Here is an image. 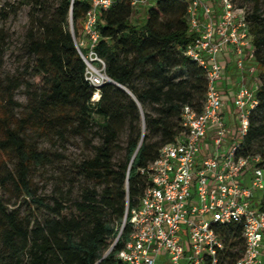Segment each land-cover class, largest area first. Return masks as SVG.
<instances>
[{
    "label": "trees",
    "instance_id": "trees-1",
    "mask_svg": "<svg viewBox=\"0 0 264 264\" xmlns=\"http://www.w3.org/2000/svg\"><path fill=\"white\" fill-rule=\"evenodd\" d=\"M253 2V12L246 15L250 57L263 68L255 91L258 103L249 112L248 130L238 143L237 155H259L264 169V147L254 149L256 139L264 135V117L262 122L256 120V115L264 114V16L260 0ZM40 5L36 0L35 8ZM90 6L89 0H57L38 30L29 29L26 69L33 82L27 85H34V90L20 114L9 106L22 82L11 80L4 87L0 101V264H95L108 250L102 264H120L116 254L132 232L127 224L120 233L126 208L138 205L150 183L141 169L184 133L186 105L197 113L204 109L207 78L186 54L195 38L189 25V0H155L146 8L142 24L132 21L131 0H115L100 10L94 50L104 60L109 79L128 92L109 81L95 87L86 80V64L75 42ZM96 92L99 99H94ZM70 127L86 135L95 129L100 137L95 153L78 163V171L95 187L82 188L73 201L62 193L51 199L39 197L31 170L47 156L35 136L51 129L61 134ZM123 133L126 139L121 144ZM6 190L44 208L46 215L34 219L22 213L20 206L11 208L2 197ZM258 205L264 210V195ZM215 231L225 244L220 264H233L244 254L243 225H218Z\"/></svg>",
    "mask_w": 264,
    "mask_h": 264
},
{
    "label": "built area",
    "instance_id": "built-area-1",
    "mask_svg": "<svg viewBox=\"0 0 264 264\" xmlns=\"http://www.w3.org/2000/svg\"><path fill=\"white\" fill-rule=\"evenodd\" d=\"M89 1L91 6L83 25L89 44L76 41L75 45L86 64V80L100 87L109 78L104 60L94 50L98 17L100 10L110 7L115 0ZM131 3L136 10L149 0ZM189 3V25L195 38L188 44L186 54L204 70L207 78L204 109L197 113L186 105L182 115L184 133L165 145L158 158L141 169L150 183L138 205L126 208L120 233L127 224L132 232L116 258L120 264H161V257L168 264H220L225 244L215 227L238 223L243 225L244 254L233 264H264V210L255 200L264 195V169L259 165L262 158L237 155L238 143L248 130L249 112L258 103L257 68L247 63L251 42L246 12L235 7L232 0H189ZM228 47L235 51L236 69L240 73L234 97L238 138L230 144L221 93L222 57ZM249 75L252 83L248 82ZM210 129L214 131L213 148L202 156L201 144ZM109 252L95 264H102Z\"/></svg>",
    "mask_w": 264,
    "mask_h": 264
},
{
    "label": "rangeland",
    "instance_id": "rangeland-1",
    "mask_svg": "<svg viewBox=\"0 0 264 264\" xmlns=\"http://www.w3.org/2000/svg\"><path fill=\"white\" fill-rule=\"evenodd\" d=\"M232 1L235 7L243 8L246 15L253 12V0ZM38 2L41 5L35 8L36 0H0V101L3 98L4 87L11 84V80L18 79L22 82V86L16 89L14 93V103L9 106L14 108L15 114H20L28 106L34 90V85H27L33 82L30 72L26 69L28 54L25 39L27 33L32 26L35 30H38L41 20L57 4V0H38ZM154 2L155 0H149L146 7L140 6L138 11L135 10L132 21L135 24H142L145 20V8H148ZM260 9L262 16H264V0H260ZM76 41H83L85 46L89 44L88 36L83 29L80 30ZM262 55L264 58V52ZM247 63L257 68V74L263 68L253 61L249 55ZM94 65L99 66L97 62ZM230 76L232 81L235 82L237 76L235 71L232 70ZM250 82H253V78ZM256 116L257 122L263 121V113ZM50 131L48 134L42 133L35 136L40 150L47 157L44 162L33 166L31 178L37 196L51 199L62 193L65 198L73 201L79 197L82 188L95 187L93 182L85 180L78 171V163L92 156L95 153V147L101 140L95 129L89 130L87 135L80 133L74 127L63 130L61 134L56 129ZM125 139L126 134L123 133L119 140L120 143L123 144ZM233 141L231 140V142ZM227 144H230V142L228 141ZM261 146L264 147V135L256 139L254 149L259 150ZM120 156L121 154L118 155V158ZM249 177L248 175L246 178L247 183ZM97 189L101 190L102 186L98 185ZM2 197L9 202L11 208L20 206L22 213H30V216L34 219H40L46 215L44 208H37L34 203L23 202L17 198L15 193L7 190L2 191ZM261 198V196H257L256 202Z\"/></svg>",
    "mask_w": 264,
    "mask_h": 264
},
{
    "label": "crops",
    "instance_id": "crops-1",
    "mask_svg": "<svg viewBox=\"0 0 264 264\" xmlns=\"http://www.w3.org/2000/svg\"><path fill=\"white\" fill-rule=\"evenodd\" d=\"M147 5L148 3L146 5H140V6L146 7ZM140 6H138V8L136 9L137 11L139 10ZM145 11H146V8H145ZM222 61H223L224 68L226 67V69H224V77L221 81V93H222L223 100H224L223 116L229 128L230 135H229L228 141L231 143V140H235L238 138L236 126H237V122H239V119H238V115L236 111L234 110V97H235V92L237 89L236 84L238 83V80L240 77V73L236 69V54L232 47H228L227 53L222 57ZM232 70L235 71L237 75L236 80H235L236 84H234L235 82L232 81V78L230 76V73ZM251 79H252V76L249 75L248 76L249 83ZM228 93L231 95L232 97L231 99L227 97ZM213 139H214V131L213 129H210L207 133L206 139H204L203 143L201 144V155L202 156L206 155L212 150ZM160 263L168 264V261L166 258L161 257Z\"/></svg>",
    "mask_w": 264,
    "mask_h": 264
},
{
    "label": "water",
    "instance_id": "water-1",
    "mask_svg": "<svg viewBox=\"0 0 264 264\" xmlns=\"http://www.w3.org/2000/svg\"><path fill=\"white\" fill-rule=\"evenodd\" d=\"M109 78V77H108ZM109 82H112V83H114V84H116L117 86H119V87H121V88H123L125 91H127L128 92V90L127 89H125L122 85H120L119 83H117V82H115V81H113V80H111V79H109Z\"/></svg>",
    "mask_w": 264,
    "mask_h": 264
},
{
    "label": "bare ground",
    "instance_id": "bare-ground-1",
    "mask_svg": "<svg viewBox=\"0 0 264 264\" xmlns=\"http://www.w3.org/2000/svg\"><path fill=\"white\" fill-rule=\"evenodd\" d=\"M109 81V80H108ZM99 97V92H96L94 99H97Z\"/></svg>",
    "mask_w": 264,
    "mask_h": 264
}]
</instances>
